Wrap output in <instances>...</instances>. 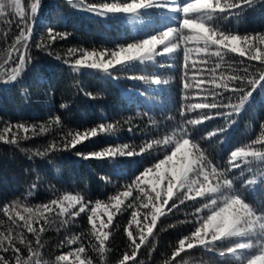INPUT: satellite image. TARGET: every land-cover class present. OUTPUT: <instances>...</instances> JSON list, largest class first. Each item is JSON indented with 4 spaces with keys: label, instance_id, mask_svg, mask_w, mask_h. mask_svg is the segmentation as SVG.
<instances>
[{
    "label": "trees",
    "instance_id": "trees-1",
    "mask_svg": "<svg viewBox=\"0 0 264 264\" xmlns=\"http://www.w3.org/2000/svg\"><path fill=\"white\" fill-rule=\"evenodd\" d=\"M31 2L32 0H21L26 11H30ZM88 2L100 3L102 0ZM169 17L151 10L138 17L116 16L103 19L72 7L67 0H42L32 38L28 41L27 54L30 61L16 81L6 82V73L11 72L18 61V54L15 52H12L9 59V49L23 26L14 11L6 9V15L0 17V129L9 122L12 125L37 127L35 135L30 130L29 138L20 139L18 145L0 141V221H3L0 231L6 233L9 227L3 207L11 206L16 201L36 206L47 204L65 194H80L85 201L92 202L89 207L94 206L96 200L108 203L111 196L124 191L125 186L132 184L135 177L145 168L163 159L165 151L170 152L171 146L167 150L163 146H154L140 155L117 156L114 159H84L77 155L78 152L87 154L123 144H128L139 152L140 147L146 143L162 140L173 131L187 127L208 158L217 165L227 167L231 151L249 144L260 135L261 124L264 123V87L261 86L256 88L253 100L246 105L239 117L232 118L235 123H231L227 118H216L195 128L185 125L186 119L195 118L200 110L186 112L184 116L180 114L182 106L185 105L182 53L178 56H157L155 62L146 64L136 62L126 70H119L117 66L111 75L89 69L74 72L69 64L65 63V60L72 61L79 56V52L69 54V49H114L118 45L135 42L160 30H166L167 26H176V21ZM215 23L227 31L241 35L264 33V0H255L251 7H244L243 11L228 19L217 18ZM49 28L66 32L68 36L66 39L58 38L47 50L37 48L36 44L42 40L46 44L50 43ZM18 47L21 52L24 51L22 46ZM49 52L52 54L49 55ZM57 56L60 59H57ZM225 59L239 61L241 58L230 53ZM5 60L9 62L5 64ZM245 64L250 65V76L254 74L257 78L258 69L264 67L259 62H249L246 58ZM240 75H244L243 71H240ZM141 76H157L168 83L156 85L130 78ZM245 88L247 90L248 86L245 85ZM229 95L225 93L220 99L227 104ZM199 99L200 97L190 94V102H198ZM231 103H238V96L232 95ZM222 110L231 111V108ZM57 116L59 124L53 122ZM101 123H113L116 129L111 133H101L75 148L64 149V137L69 132H83ZM41 125L45 126L46 131H40ZM222 128L226 130L213 137H207L208 132ZM13 131L16 129L13 128ZM18 134L21 137L24 135L22 130ZM53 143L57 145L55 151H49L45 156L36 155L37 151L42 152ZM253 147L261 149L264 145L257 144ZM249 167L251 171H248ZM242 169L245 177L251 179L255 176L257 180L260 178V172L264 171V167L255 163L242 164ZM240 171L241 169H234L230 175L233 172L238 175ZM237 186L244 191L239 180ZM259 187L264 189V184ZM135 195L134 191L133 197ZM244 195L249 202H254L255 206H264V193L249 194L244 191ZM129 202H133V198H128L125 205ZM206 202V198L189 200L160 217L154 229V238L150 237L138 250L135 261H128L127 264H166L178 246V240L194 231L197 226L196 209ZM122 208L113 219L111 235L107 241L109 250L103 259L91 247L96 242L88 235L90 225L87 212L74 219L46 213L53 219V223L45 224V231L40 233L43 245L39 248L41 264H57V256L74 252L81 244L86 248V253L81 254L82 259L90 257L93 264H119L123 254L131 251L125 229L129 228L132 211H147L124 206ZM77 209L78 206L71 211ZM17 210L22 212V208ZM98 214L100 218L107 219L103 208L98 210ZM202 214L207 213L205 211ZM63 219H68L69 222L61 224ZM19 223L23 224V221ZM40 224H43L42 220L34 226L39 227ZM129 230L135 233L136 225H131ZM17 231L24 232L26 239L33 241V248L37 247L33 234L27 233L24 228H17L13 231L14 236ZM72 236H78L80 240L69 245L67 241ZM16 246L20 248L22 257L26 258L27 247L18 241ZM220 247L212 251L195 247L181 253L176 260L184 259L188 264H237L230 256L221 258L218 254ZM0 255H4L10 264H15L11 251L0 252ZM35 259L37 258L34 257L33 260ZM73 261L75 255L70 256L66 264H72ZM172 264H176V261Z\"/></svg>",
    "mask_w": 264,
    "mask_h": 264
},
{
    "label": "snow or ice",
    "instance_id": "snow-or-ice-1",
    "mask_svg": "<svg viewBox=\"0 0 264 264\" xmlns=\"http://www.w3.org/2000/svg\"><path fill=\"white\" fill-rule=\"evenodd\" d=\"M74 8L87 11L88 13L103 19L116 16L138 17L142 13L147 14L150 10H167L175 13L169 18L176 21V26H167L166 30H160L156 34H151L147 38L135 42L118 45L114 49L105 48L103 50L69 49V54L79 52V56L72 60H65L66 64L74 72L83 69L95 70L107 75L112 74V70H126L132 64L139 62L146 64L155 62L157 56H173L182 53V84L184 89L185 105L182 106L181 115L200 110L195 118L186 119L185 125L195 128L205 121L216 118H227L231 123H235L233 117H239L254 98V92L258 86L264 87V67L258 69L259 77L249 74L250 65L247 61H256L264 66V33L239 34L223 29L215 23L217 18L224 20L232 15H237L243 11L244 7H251L255 0H102L100 3H89L88 0H67ZM42 0H32L29 5L30 11L22 6L21 0H0V17L6 15V9H12L14 14L20 18L19 35L16 37L9 49V59L12 52L18 54V61L11 72H7V81L14 82L25 70L30 61L28 56V41L32 38L34 23L41 9ZM68 33L58 32L52 28L48 29V40L50 43L36 44L37 48L47 50L51 43L58 38L66 39ZM22 46L24 51L21 52ZM159 49V50H158ZM237 54L239 61H227L228 54ZM52 53L49 52V55ZM57 59H60L57 56ZM9 61L5 60L7 64ZM241 66H243L241 68ZM243 71L244 75H240ZM143 80L145 83L159 85L168 83L159 77H130ZM245 85L248 86L247 90ZM225 93L229 103L225 104L220 97ZM191 96L200 97L198 102H190ZM90 97L91 93H87ZM238 96V103H231V96ZM64 107V105H61ZM231 108V111L222 109ZM208 111L205 112L204 110ZM216 110V111H212ZM54 123L59 124V117H55ZM35 125L25 124L12 125L7 123L0 129V141L10 144H19L20 139H28V133L36 134ZM13 128L16 131H13ZM116 125L113 123H101L97 127L69 132L64 137V149L75 148L77 145L98 136L101 133H111L115 131ZM22 130L24 135L18 133ZM226 129L211 131L207 137H213L218 132ZM40 131H46L45 126H40ZM10 136V138H9ZM70 137V139H69ZM264 145V123L261 124V133L249 144L237 147L230 152L227 167L215 164L205 154L200 144L193 138L187 127L179 131H173L171 135H166L162 140H153L141 146L139 152L132 149L128 144L116 147H108L100 151L90 153H80L84 159H114L117 156L132 157L151 150L154 146H163L170 152L165 151L163 159H159L151 167H147L135 177L132 184L126 185L125 190L109 198L105 203L96 200L94 206L89 207L91 201H85L80 194H65L59 199H53L47 204L28 206L19 201L13 202L11 206L3 207V214L8 217L9 227L7 232L0 231V252H12L15 264H41L39 260V248L43 245L40 241V233L45 231V224H52L53 219L46 213H55L59 217H79L81 213H88L87 220L90 225L88 235L96 243L91 247L103 259L107 248V241L111 235L113 219L123 208H137L147 211L141 213L134 210L131 213L129 228L136 225L135 233L126 228L129 239L130 253L125 252L119 264H127L128 261H135L138 250L145 245L149 238H154V229L160 217L165 216L179 205L189 200L206 198L207 202L201 208L196 209V220L194 231L188 236L178 240V246L173 250L169 261L166 264H188L187 260L177 261L176 258L181 253L195 247L212 251L221 245L219 256L232 257L237 264H264V206L257 207L254 202H249L244 195V191L262 192L264 189L259 185L264 184V171L260 172L259 180L253 176L251 179L244 176L243 165L257 164L264 167V148L257 149L253 145ZM55 143L49 145L44 151H37L36 155L45 156L49 151H55ZM234 169H241L239 174L230 172ZM252 169L249 167L248 171ZM237 180L244 189L241 191L237 186ZM251 186V187H250ZM35 187V185H33ZM136 195L133 197V192ZM128 198H133V202L125 205ZM171 206L169 207V203ZM76 211L71 209L77 208ZM22 212L17 210L21 209ZM103 208L107 219L100 218L98 210ZM58 209V211H56ZM206 211V215L202 214ZM14 213V214H13ZM142 215V219H141ZM43 221L39 227L34 224ZM19 221H23L20 224ZM99 221V223H98ZM68 219L61 220V224H67ZM3 221H0V225ZM17 228H24L27 233L33 234L35 239V249L33 241L26 239L25 233L13 231ZM78 236L68 239L69 245L77 243ZM17 241L28 249V256L22 257L21 250L16 246ZM225 242H231L225 244ZM86 253V248L81 244L74 252L56 257L57 264L68 262L69 257L75 255L72 264H93L90 257L86 260L81 258V254ZM36 257L35 261L33 258ZM0 264H10L9 260L0 255ZM47 264V262H44Z\"/></svg>",
    "mask_w": 264,
    "mask_h": 264
},
{
    "label": "rangeland",
    "instance_id": "rangeland-1",
    "mask_svg": "<svg viewBox=\"0 0 264 264\" xmlns=\"http://www.w3.org/2000/svg\"><path fill=\"white\" fill-rule=\"evenodd\" d=\"M151 11V10H150ZM158 13H160V15H162L163 13L164 14H166V15H168V17L169 16H172V15H176L175 13H170V12H168L167 10H156ZM152 12H155V11H152ZM159 50V49H158Z\"/></svg>",
    "mask_w": 264,
    "mask_h": 264
}]
</instances>
